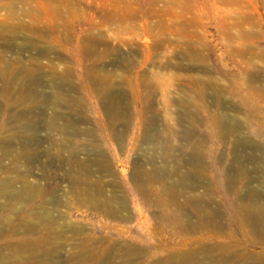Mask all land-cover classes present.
Returning a JSON list of instances; mask_svg holds the SVG:
<instances>
[{"label":"rangeland","instance_id":"374dc122","mask_svg":"<svg viewBox=\"0 0 264 264\" xmlns=\"http://www.w3.org/2000/svg\"><path fill=\"white\" fill-rule=\"evenodd\" d=\"M0 73V264H264L226 223L264 192V0H0ZM100 184L126 217L86 205Z\"/></svg>","mask_w":264,"mask_h":264},{"label":"bare ground","instance_id":"6f19581e","mask_svg":"<svg viewBox=\"0 0 264 264\" xmlns=\"http://www.w3.org/2000/svg\"><path fill=\"white\" fill-rule=\"evenodd\" d=\"M0 78L2 79L3 76L0 73ZM51 147V146H50ZM49 147V148H50ZM51 149H53V155L59 157L60 156V151L58 149H56L54 146L52 148H50L48 150L49 153H51ZM164 160L167 159H174L172 156L170 155H163ZM63 163H68V159H65ZM69 164L71 165L72 168H74L75 170L82 168H86L87 166L84 165V163L80 162L79 160H77L74 156H72L69 159ZM176 171V168H175ZM169 173L166 168H161L158 167L156 170L152 169L151 171H141L139 172V176L142 178L144 176H147L148 178H153L156 177L159 182V191L160 194H155V199L157 201H161L162 200V194L165 192V195L167 196V199L171 200V201H175L177 200L178 195L180 194L178 188L176 187L177 185H179V181H175V182H170V187L168 188H163L161 186V182L164 178V174ZM87 175L90 177L92 175V172L89 171L87 169ZM96 182V181H95ZM97 184V183H96ZM95 183H93L94 186H96ZM11 181L6 180L3 185L2 188L3 190L7 191V190H11ZM2 193V192H0ZM36 193V189L31 186L28 182H24V184L21 186V189H19L16 192V196L19 197L21 195H23L24 197L27 196H32L33 194ZM85 196V203L87 206L92 207L97 209L98 211L102 212L103 214L106 215H116L119 217H126V213L128 212L127 209V202L126 199L124 197V195H119L116 193H109L107 192V188L105 184H100L97 186V190L95 193H88L85 192L84 193ZM22 196V197H23ZM264 197V192H258L255 188L250 187L247 194H246V198H248L247 201H243L241 205H238V210H236V213L233 212L231 214H226V223L227 225L231 222V221H236V223L242 227L244 226H250V230L252 232H254L260 239V246H261V250L259 251V256H258V260L261 263H264V201H260L259 198ZM196 199V198H194ZM178 203H176L177 205ZM13 207V204H10V208ZM49 211H45V213L36 211L34 212V216L32 217V226L31 228H37L40 225H43L45 228H53V229H57L56 225H55V220H53V218L51 217V215L49 214ZM219 215V214H218ZM166 218L169 217V214L166 213L165 214ZM178 213H173L171 215V218H178ZM214 217L211 216L210 214L205 215L202 218V222L201 225H204L205 223L208 222H214ZM215 225L217 228H220L223 226V224H221L219 221L215 222ZM25 228H27V226L25 225ZM246 241L248 246L249 245H254L256 242L255 239H253L252 237L249 236V234L246 235ZM210 236H207L205 234H201L199 235V237H197L199 240L203 241L204 239L209 238ZM85 242L88 244V239H85ZM86 244V246H87ZM21 246V251H28L27 249H31V253H33V255H39L40 252L38 250V247L31 243L30 247L26 244H20ZM88 247V246H87ZM230 245L229 244H215V245H200L199 250H203V251H213V250H219L220 253H222L223 256L221 259H226V255L228 253V249H229ZM89 248V247H88ZM87 248V249H88ZM201 248V249H200ZM138 251L137 247L135 246V244L133 243H126L125 246H122L119 250H117V257L119 259H123L122 256H130V255H136V252ZM139 252V251H138ZM189 257H191L190 255H188ZM176 260V259H175ZM177 261V260H176Z\"/></svg>","mask_w":264,"mask_h":264}]
</instances>
